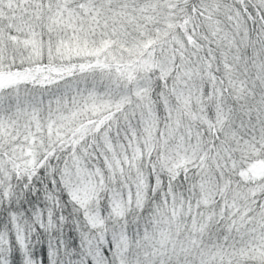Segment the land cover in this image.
Instances as JSON below:
<instances>
[{"label": "snow or ice", "instance_id": "obj_1", "mask_svg": "<svg viewBox=\"0 0 264 264\" xmlns=\"http://www.w3.org/2000/svg\"><path fill=\"white\" fill-rule=\"evenodd\" d=\"M0 264H264V0H0Z\"/></svg>", "mask_w": 264, "mask_h": 264}]
</instances>
